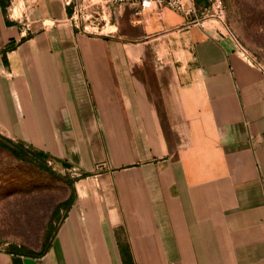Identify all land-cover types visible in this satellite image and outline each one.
<instances>
[{
  "label": "crops",
  "instance_id": "1",
  "mask_svg": "<svg viewBox=\"0 0 264 264\" xmlns=\"http://www.w3.org/2000/svg\"><path fill=\"white\" fill-rule=\"evenodd\" d=\"M66 6L0 0V137L78 178L50 250L0 264H264V73L192 15L108 39Z\"/></svg>",
  "mask_w": 264,
  "mask_h": 264
},
{
  "label": "rangeland",
  "instance_id": "2",
  "mask_svg": "<svg viewBox=\"0 0 264 264\" xmlns=\"http://www.w3.org/2000/svg\"><path fill=\"white\" fill-rule=\"evenodd\" d=\"M199 1L206 10L197 2L190 19L202 20L208 29L222 32L240 57L264 73V0H221L219 8L213 1ZM68 2L72 27L79 34L108 39L120 36L117 22L122 8L110 6L107 0H65ZM15 7L21 13L22 8ZM13 14L17 17L18 10ZM170 48L169 44L159 48L158 64L166 62ZM0 143L26 151L25 160H20L0 147V253L18 248L39 254L45 244L52 246L64 223L78 178L56 164L49 166L47 159L23 145L3 137Z\"/></svg>",
  "mask_w": 264,
  "mask_h": 264
},
{
  "label": "built area",
  "instance_id": "3",
  "mask_svg": "<svg viewBox=\"0 0 264 264\" xmlns=\"http://www.w3.org/2000/svg\"><path fill=\"white\" fill-rule=\"evenodd\" d=\"M198 0H107V4L110 6L129 7L132 9L133 16L135 18L142 17L150 11L171 10L176 13L192 15L196 13V5ZM213 1L218 8L221 6V0H209ZM70 2L67 3L69 5ZM206 10V9H203ZM49 166H54V160L48 158Z\"/></svg>",
  "mask_w": 264,
  "mask_h": 264
},
{
  "label": "trees",
  "instance_id": "4",
  "mask_svg": "<svg viewBox=\"0 0 264 264\" xmlns=\"http://www.w3.org/2000/svg\"><path fill=\"white\" fill-rule=\"evenodd\" d=\"M198 6L200 9H205L204 6L201 5L200 1L198 0ZM0 147H3L5 149H8L10 150V152L18 159L20 160H25L26 158V151L24 149H11L9 146H6L4 143H0ZM36 155L39 157V158H42V159H47V156L46 155H43V154H39V153H36ZM73 200H74V195L72 193V197L69 201V204H68V210L70 208V206L72 205L73 203ZM50 246L49 244H45L42 251L39 253V254H33V253H23V251H21L20 249L18 248H14L10 253H14V254H24V255H27V256H32V257H42L44 256L49 250H50Z\"/></svg>",
  "mask_w": 264,
  "mask_h": 264
}]
</instances>
